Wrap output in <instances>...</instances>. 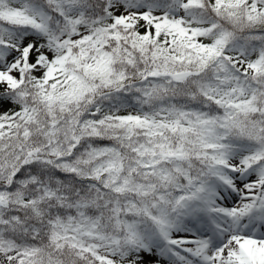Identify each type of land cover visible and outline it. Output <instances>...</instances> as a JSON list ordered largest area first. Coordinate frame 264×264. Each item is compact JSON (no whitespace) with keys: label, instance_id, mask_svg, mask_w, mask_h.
Instances as JSON below:
<instances>
[{"label":"snow or ice","instance_id":"snow-or-ice-1","mask_svg":"<svg viewBox=\"0 0 264 264\" xmlns=\"http://www.w3.org/2000/svg\"><path fill=\"white\" fill-rule=\"evenodd\" d=\"M0 264H264V0H0Z\"/></svg>","mask_w":264,"mask_h":264}]
</instances>
